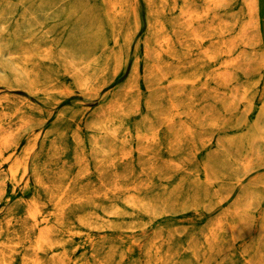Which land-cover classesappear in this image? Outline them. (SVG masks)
I'll return each instance as SVG.
<instances>
[{
    "label": "bare ground",
    "instance_id": "6f19581e",
    "mask_svg": "<svg viewBox=\"0 0 264 264\" xmlns=\"http://www.w3.org/2000/svg\"><path fill=\"white\" fill-rule=\"evenodd\" d=\"M201 1L202 8H198ZM17 2L11 12V6L4 7L0 2V83L19 84L31 93L56 97L58 101L73 92L63 77L67 74L83 92L100 98L101 106L90 115L86 131L78 124L73 132L74 165L80 167L76 177L60 163L62 146H54L50 159L53 169L46 170L39 161L53 130L47 131L39 156L31 163L36 142L23 147L14 143V129L8 124L11 121L0 118V169L7 166V173H0V193L5 188V175L15 188L25 178L32 179L35 188L30 200L10 208L0 222V264H91L85 256L75 259L68 248L74 235L83 232L88 234L93 264H111L114 242H96L91 236L101 230L140 233L132 244L145 246V264H161L157 237L162 231L149 235L158 218L189 206L216 205L222 209L229 200L223 192L231 182L240 186L243 196L251 201L226 208L222 218L205 232L207 240L225 228L230 239H239L232 244L234 251L243 248L244 253H260L256 237L264 232V209L258 207L264 201V177L256 174L247 186L243 185L262 155L260 148H264V85L260 88L264 82V55L259 60L253 52L255 40L250 36L254 24L261 29V0H228L224 5L223 0H145L149 28L143 55L139 54L141 44L136 45L134 53L131 48L139 32V0H39L35 11H29L34 5L31 0ZM234 6L249 17L237 32L225 18L213 13L224 9L233 14ZM23 33L31 36L28 42ZM238 48L242 54H235ZM132 54L135 63L122 91L108 89L120 69L127 71ZM250 54H254L252 58ZM234 69L251 74L241 100L246 112L257 110L253 119L239 111L242 107L237 90H228L226 99L221 95V90L227 91L237 80ZM140 79L145 80L148 97H144ZM212 83L216 85L214 91ZM201 95L204 97L197 99ZM206 95L220 102L227 114L199 117V110L206 109ZM143 101L146 114L138 113L143 112ZM196 104L202 108H196ZM22 118L24 124L31 121L25 115ZM66 121L63 115L57 119V123ZM161 129L166 131V142L160 137ZM130 141L138 145L143 171H182L191 189L183 193L177 186L148 196L142 194L143 184L126 185L125 176L135 167L136 151ZM189 144L193 145L189 153L177 157ZM163 146L169 153L167 159L160 154ZM200 151L205 153L202 158ZM89 152L94 156L97 179L84 185V178L91 173ZM234 152L243 155L235 157ZM192 161L197 167L189 173L186 163ZM163 176L167 182L170 180L168 175ZM126 189L133 193L124 197ZM117 199L119 204H115ZM83 203L90 207L77 212L74 208ZM100 206L103 212L98 210ZM69 216L87 230L66 226ZM62 226L66 230L53 240ZM167 231L174 235L176 230ZM107 244L109 251L104 254L102 245ZM203 246L193 243V254L201 248L211 254L215 247ZM49 250L55 253L51 257ZM243 258L264 264L260 257L254 261L243 254Z\"/></svg>",
    "mask_w": 264,
    "mask_h": 264
},
{
    "label": "rangeland",
    "instance_id": "374dc122",
    "mask_svg": "<svg viewBox=\"0 0 264 264\" xmlns=\"http://www.w3.org/2000/svg\"><path fill=\"white\" fill-rule=\"evenodd\" d=\"M31 1L34 5L29 8V11H35L40 2L39 0ZM139 1L141 5L140 20L138 23L139 32L137 34V38H135V40L133 41L131 48L132 53H134L136 45L141 44L139 47V54L143 55L145 38L147 35V30L149 28V19L145 0ZM227 1L228 0H223L221 5H224V3ZM237 1L240 2L241 0ZM0 2H3V4H5L4 7H6V5L11 6L10 8H8V12H11L12 6L18 4L17 0H0ZM203 3L204 1L198 2V8H202ZM261 8V29H257L254 24V26H252V30L250 31V36L255 40L253 52L257 53L259 60L264 55V0H261ZM213 13H218V16L221 19L225 18V21L234 28L233 31L236 27V32L240 31L241 24L247 23V20L249 18L247 14L244 16L241 9L236 6H234L233 14L226 13L224 9H218ZM26 19H28V14L26 16ZM133 22L134 19H131L132 24ZM65 34L66 33H64V35ZM62 36L63 35L61 34L60 38ZM22 37L27 42L31 39V36L27 33H23ZM2 38L4 39L5 37ZM257 39L259 40L258 42H256ZM234 52L235 54H242V49L238 48ZM253 55L254 54H250V58H252ZM250 58L248 57L249 60ZM246 62L249 63L248 61ZM134 63L135 58L132 54L127 71L124 72L120 69V71L117 72V69V74H115L114 76L115 80L108 89L113 90L114 92H118L119 90L122 91L123 84L126 83V81L130 78ZM143 68L144 67H142V72L144 71ZM237 70L238 69L232 70L235 74L237 73L236 75L234 74L237 77V80L233 81L227 91L221 90L220 92L221 95H223V97L226 99L229 93L228 90H237V94L240 98L239 105L240 107H242L239 111L241 113H244L245 115H248L250 119H253L257 114V110L255 109L250 112H246V108L243 107V102L241 100V97L243 96L244 86L249 82L251 74L245 73L242 69H240L238 72ZM63 77L67 80V84L72 88L73 92L70 96H66L58 101L56 97L48 98L44 95L31 93L28 89L19 84L11 85L7 83H0V118L5 121H11L8 124L14 129L13 135L11 136V140L14 143L19 142L23 147L29 142H36V149L33 152L31 163L33 162L34 158L39 156L41 146L44 142L45 134L47 133V131L53 130L52 137L47 142V150L40 155L39 161L42 166H45L46 170L53 169L55 166L54 164H50V159L53 155L52 152L54 150V146L55 144L62 146L59 152V156L61 157L60 163H64V165H66L70 176L76 177L80 173V167L74 165L76 157V144L74 142L73 132L78 124L82 125L81 127L86 131L87 121L92 112L99 109V107L101 106V99L83 92L80 88L77 87V85L69 75L63 74ZM140 81L141 86L143 87L145 92L144 97H148L149 92L146 89L145 80L140 79ZM263 85L264 82L260 84V88H262ZM210 87L211 91L216 90L215 83H212ZM206 96H208L205 99L206 109L199 110V117L205 118L208 114H210L212 117L216 114L217 116H225L227 114L223 110V105L220 102L217 103L213 96ZM202 97L204 96H198L197 99H201ZM59 101H61V103H58ZM256 104L259 105V97H256ZM141 107L143 112L139 111L138 113L146 114L147 110L144 101L142 102ZM196 108L199 109L202 107L196 104ZM22 115H25L27 119H31V121L27 124H24L22 122ZM62 115L65 116L69 121L57 123L58 117ZM199 130L200 128L197 127L196 131L199 132ZM206 132L210 134V130ZM165 133V129L160 130V137L162 138L163 142H166ZM213 140H216V137ZM129 143L130 145L135 147L136 151L138 146L137 143L135 141H130ZM86 147L87 150L90 151V146L88 145ZM191 148H193V145H187L185 151L176 156L182 157L188 154ZM21 149L22 148H20V151ZM162 149L163 150L160 151V154L162 157L167 159L169 157V153L165 146H163ZM260 150L262 155L259 156V159L253 165L251 175L246 178L243 185L244 187L248 185L250 179L256 174H260L262 177H264V148L261 147ZM203 152L200 151L198 153L201 158L205 155V153ZM234 155L235 157L237 156L241 158L243 154L234 152ZM88 157L91 167V173L87 174V176L84 178V185L89 181L97 179L94 156L89 152ZM178 161L179 163L183 162L181 158ZM126 163H130V159H126ZM140 163L141 157L136 151L134 156L135 167L131 168V171L129 170L127 172L128 174L125 176V182L126 185H129L132 182H137L138 185L143 184L145 190L142 192V194H146L148 196L160 195L164 192H167V190H171L177 186L181 187L183 193H186L191 189V185L188 182H185V173H183L182 171H174L173 169L164 171L163 174L170 177V180L167 182L163 174H160L155 170L150 169L147 172L143 171ZM186 164V169L187 171H189V173L195 172L197 167L196 161L187 162ZM0 173H7V166L1 168ZM4 181L5 188L4 191L0 193V222L5 219L6 214L10 208H13L21 201L30 200L34 195L35 190L33 180L29 178L21 180L20 184L16 188L14 187L9 176L5 175ZM28 184L31 188L30 190H28ZM130 193L133 192H130L126 189L122 195H124V197H127L130 195ZM223 193L224 196H229V200L225 202V207L222 209L216 207V205L210 208L189 206L186 209H177L169 217L158 218V220L154 223V226L149 230V235L155 236L158 234L157 232L159 230L162 231L161 235L157 237V242L160 245L159 259L161 261V264H206V260L208 261V264H257L255 262H246L243 258V254L250 255L252 258H254V261L255 259L260 257V260L264 262V232L260 236L258 235L256 237L257 241L259 242L260 253H244L243 251H241L243 250V248H239L238 251H234V247L232 244H236L239 239L235 241L230 239L229 231L225 228H220L216 234L214 233L210 236V240H207L205 232H207L211 224L222 218L223 212L226 208H229L232 205L238 203H240L241 205H247L249 201H251L249 199V196H243L242 188L233 182L229 183L226 186V189ZM199 195H201V197L204 196L203 193H200ZM119 203L120 199H117L115 204ZM89 207V205L83 203L82 205H79L74 209L77 212H80L87 210ZM258 207L260 209H264V201L263 204ZM98 210L100 212H103V208L101 206L98 207ZM65 225L71 226L76 230H87L86 228L79 225L76 222V219L71 216L66 218ZM169 228L176 230L174 235L168 234L167 230ZM65 230L66 228L64 226L58 227L54 233L53 240H57L60 231L64 232ZM87 235V232H83L82 234H75L74 241L69 243L68 248L75 259L81 256H85L88 262L93 264L94 254L91 248H89ZM139 235L140 233L135 234L131 231L122 232L109 230L94 231L93 234H91V236L95 238L96 242H100L103 240L114 242L113 244L115 250L111 255V264H145V246L140 247L132 244V240L134 238H139ZM147 240L146 242H148ZM193 243H198L201 246L204 245L203 247L212 244L215 245V247L211 254L204 253V248H201V251L194 255L192 252ZM102 251L104 254H106L109 251V244L102 245ZM48 252L49 257L55 254L51 250H49ZM122 258H124L123 262H121Z\"/></svg>",
    "mask_w": 264,
    "mask_h": 264
}]
</instances>
